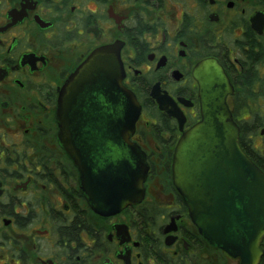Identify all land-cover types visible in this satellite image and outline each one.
<instances>
[{
	"label": "flooded vegetation",
	"instance_id": "1",
	"mask_svg": "<svg viewBox=\"0 0 264 264\" xmlns=\"http://www.w3.org/2000/svg\"><path fill=\"white\" fill-rule=\"evenodd\" d=\"M110 45L141 106L129 140L149 169L142 200L102 216L76 163H119V111L102 80L82 86L74 75ZM206 59L226 74L240 146L264 173V0H0V264H241L199 234L172 182L175 146L201 118L193 70ZM154 91L174 102L181 126Z\"/></svg>",
	"mask_w": 264,
	"mask_h": 264
},
{
	"label": "water",
	"instance_id": "2",
	"mask_svg": "<svg viewBox=\"0 0 264 264\" xmlns=\"http://www.w3.org/2000/svg\"><path fill=\"white\" fill-rule=\"evenodd\" d=\"M123 76L116 45L92 53L74 75L82 86L86 78L90 84L94 79L102 80L103 98L119 111L114 125L119 135L118 155L114 159H119V163L98 162L92 165V172L89 166L76 163L82 169L81 190L91 209L102 216L139 203L149 169L143 151L129 140L141 106L122 85ZM193 76L199 87L201 118L175 146L173 185L184 199L192 223L209 244L238 257L241 264H258L264 253V173L240 146V130L226 103L233 88L221 66L213 59L203 60L193 70ZM150 95L158 109L177 119L181 126L183 117L174 102L157 91ZM68 105L63 97L57 114L59 141L65 151H69L65 139L70 122ZM70 155L76 162L82 159L74 148Z\"/></svg>",
	"mask_w": 264,
	"mask_h": 264
},
{
	"label": "trees",
	"instance_id": "3",
	"mask_svg": "<svg viewBox=\"0 0 264 264\" xmlns=\"http://www.w3.org/2000/svg\"><path fill=\"white\" fill-rule=\"evenodd\" d=\"M234 106H236V108H237L238 104L235 103ZM244 137H245V136H244V133L241 132V133H240V138H239V142H240V145H241V146H242V144H243ZM261 264H264V259L262 260Z\"/></svg>",
	"mask_w": 264,
	"mask_h": 264
}]
</instances>
